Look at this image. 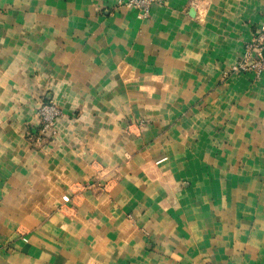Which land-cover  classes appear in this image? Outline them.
<instances>
[{"label":"crops","instance_id":"crops-1","mask_svg":"<svg viewBox=\"0 0 264 264\" xmlns=\"http://www.w3.org/2000/svg\"><path fill=\"white\" fill-rule=\"evenodd\" d=\"M126 1L0 0V264H264V0Z\"/></svg>","mask_w":264,"mask_h":264},{"label":"built area","instance_id":"built-area-1","mask_svg":"<svg viewBox=\"0 0 264 264\" xmlns=\"http://www.w3.org/2000/svg\"><path fill=\"white\" fill-rule=\"evenodd\" d=\"M162 0H128L126 5L138 11L139 17L147 18L151 13L153 5L161 3ZM231 72H249L260 75L264 72V25L256 29L251 41L244 46L241 58L232 65ZM42 125L38 139L45 136L55 137L57 129L55 126L59 111L54 104L44 106L40 111Z\"/></svg>","mask_w":264,"mask_h":264},{"label":"rangeland","instance_id":"rangeland-1","mask_svg":"<svg viewBox=\"0 0 264 264\" xmlns=\"http://www.w3.org/2000/svg\"><path fill=\"white\" fill-rule=\"evenodd\" d=\"M127 2V1H126ZM126 2L124 3V5L127 7V8H130V7H128L127 5H126ZM132 9H134V8H132ZM136 10V9H135ZM52 105V104H54L56 107H57V109H58V111H59V115L57 116V119H56V123H55V126L57 125V121H58V119L61 117V116H63V111H62V109H61V107L58 105V103H56L55 102V100L53 99V98H48V99H41V101H40V104H39V106L35 109V115H36V117L38 118V121H39V128L41 127V125H42V122H41V115H40V111H42V109H43V107L44 106H47V105ZM38 141H39V139H38Z\"/></svg>","mask_w":264,"mask_h":264}]
</instances>
